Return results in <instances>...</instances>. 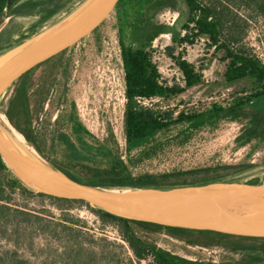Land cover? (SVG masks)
Segmentation results:
<instances>
[{"label":"rangeland","instance_id":"rangeland-1","mask_svg":"<svg viewBox=\"0 0 264 264\" xmlns=\"http://www.w3.org/2000/svg\"><path fill=\"white\" fill-rule=\"evenodd\" d=\"M171 1L173 7L146 4L142 11L144 24L136 25L131 33L126 29L125 41L134 48L151 50L167 83L184 85L182 72L165 52L167 46L173 45L175 54L184 52L185 59L202 73L203 80L176 97L145 100V105L173 110L177 115L181 111L207 110L213 103L228 105L242 96V89L250 92L249 80L233 84L225 81L226 67L219 60L221 53L209 47L205 37L193 45L179 44L185 34L183 25L189 17V9L185 0ZM238 12L248 20L245 44L264 62V20L242 10ZM131 15L133 19L135 15ZM31 22L22 21L26 27ZM118 27V10H114L98 30L65 52L58 68L44 66L33 75L31 92L42 86L51 74L50 91L43 108L36 111V95L31 103V128L45 156L42 168L54 169L51 161L58 160L84 174L88 167L104 168L112 156H121L136 175L189 170L218 163L252 164L242 176L243 181L264 174V140L247 143L240 139L248 127L247 120L220 119L213 126L194 131L184 145L175 140L181 127H172L157 137L163 144L158 156L134 165L130 163V158L134 159L138 151L133 152L132 157L126 152L125 84ZM158 27L163 28L162 33L148 43V36ZM13 90L14 83L0 99L3 109ZM253 106L264 108V98L258 99ZM242 185L244 183H214L205 189L221 190ZM9 205L14 211L0 220V264H152L151 257L137 259L120 226L104 221L94 211L99 208L88 203H62L14 190ZM136 231L148 244L191 260L223 263L241 259L240 254L221 247H194L165 233Z\"/></svg>","mask_w":264,"mask_h":264},{"label":"trees","instance_id":"trees-1","mask_svg":"<svg viewBox=\"0 0 264 264\" xmlns=\"http://www.w3.org/2000/svg\"><path fill=\"white\" fill-rule=\"evenodd\" d=\"M85 0H0V24L8 17L10 21L0 33V54L31 39L45 28L54 25ZM189 17L183 25L185 34L179 39L180 45H193L199 38L205 37L209 47L221 53L219 60L225 63L224 78L227 83L249 80L251 91L242 89V96L228 105L213 103L203 111H181L175 115L173 110L157 109L145 105V100L154 98L170 99L200 84L203 75L194 64L187 61L184 52L175 54V46H167L166 54L172 58L183 74L184 85L169 84L163 80L152 51L146 47L134 48L125 41V30L133 32L136 25H143L142 11L146 4L173 7L171 0H120L118 10V34L122 68L125 84L124 137L126 152L130 157L135 151L137 156L130 158L132 165L142 160L156 157L163 149L157 137L180 126L175 135L179 145L190 141L192 133L205 126H213L216 121L226 119L233 122L247 120L240 139L250 143L264 140V108H254L253 103L264 98V62L245 44L248 20L239 16L240 10L264 20V0H185ZM135 17L132 19V15ZM32 21L24 26L22 21ZM99 29V28H98ZM97 29V30H98ZM158 27L148 36L151 43L162 33ZM96 31V30H95ZM67 51V50H66ZM40 64L14 82V90L6 109L1 107L0 114L31 143L43 157L33 130L32 99L36 95V111L43 105L50 91L51 74L36 91L33 75L44 66L58 68L65 52ZM30 144V145H31ZM31 145V146H32ZM32 146V147H33ZM33 147V148H34ZM34 149V150H35ZM35 150V151H36ZM52 164L67 175L82 182L117 189H174L183 187H201L214 183L264 184V174L255 175L246 181L242 176L252 168V164H214L189 170H176L164 173L134 174L129 164L121 156H112L108 166L88 167L82 174L65 162L52 160ZM20 190L23 194L46 196L62 203H84L79 200L56 198L46 194H36L9 172L0 160V220L14 211L9 205L11 194ZM104 221L117 223L124 239L139 260L151 257L152 264H264V238L237 236L213 230H198L177 226H165L151 222L123 218L104 210H94ZM25 215L30 213L21 211ZM136 229L151 233H165L187 245L201 248L221 247L224 250L240 254L241 259L234 262L217 263L214 261L191 260L171 251L148 244L137 235Z\"/></svg>","mask_w":264,"mask_h":264},{"label":"water","instance_id":"water-1","mask_svg":"<svg viewBox=\"0 0 264 264\" xmlns=\"http://www.w3.org/2000/svg\"><path fill=\"white\" fill-rule=\"evenodd\" d=\"M119 1L85 0L54 25L1 53L0 99L25 73L101 27ZM9 21L10 17L0 24V33ZM0 160L20 184L36 194L83 201L128 219L264 238V184L221 190H206L209 185L174 189L104 188L77 180L54 164V169L45 170L44 160L31 163L23 159L1 132Z\"/></svg>","mask_w":264,"mask_h":264},{"label":"bare ground","instance_id":"bare-ground-1","mask_svg":"<svg viewBox=\"0 0 264 264\" xmlns=\"http://www.w3.org/2000/svg\"><path fill=\"white\" fill-rule=\"evenodd\" d=\"M0 132L8 139L11 146L23 159H26L31 163L43 162V159L34 148L19 132L10 126L9 122L3 116H0Z\"/></svg>","mask_w":264,"mask_h":264}]
</instances>
